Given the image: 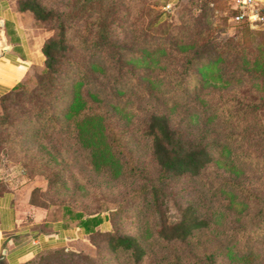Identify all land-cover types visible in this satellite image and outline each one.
I'll return each mask as SVG.
<instances>
[{"label":"trees","instance_id":"trees-1","mask_svg":"<svg viewBox=\"0 0 264 264\" xmlns=\"http://www.w3.org/2000/svg\"><path fill=\"white\" fill-rule=\"evenodd\" d=\"M122 3L71 0L66 4L69 11L61 14L42 0H18L21 11L57 29L43 43L44 65L33 85L27 86L28 75L0 95L1 102L13 99L22 106L16 121L19 140L37 149L29 160L22 157L29 176L44 175L47 189L58 191L67 184L65 162L82 158L97 172L111 177L130 173L140 182L106 215L63 205L61 226L78 227L101 239L97 256L56 248L22 264H264V201L260 204L257 192L233 181L207 182L202 176L209 166L227 162L220 159L225 151L232 152L228 139L219 141V100H209L204 86L231 80L224 76H242L250 70L249 59L242 50L232 51L225 63L214 45L191 39L178 45V55L157 60L152 54L158 50L149 48L154 35L145 30L137 39L148 46L126 48L111 34L113 22L125 13ZM79 14L86 24L78 47L67 40L65 23ZM169 59L179 66L177 72L168 67ZM155 61L157 67L152 68ZM253 66L264 70L256 61ZM207 76L211 79H204ZM230 99L236 112L225 116L228 123L241 108H258L238 97ZM7 117L4 113L3 120ZM238 137L263 140L264 128L249 127L233 138ZM34 161L38 165L30 167ZM181 178L200 179L194 199L182 200L183 190L175 188ZM219 195L227 198L223 208ZM127 212L140 226L136 233L116 226ZM106 219L112 221L111 228L97 229Z\"/></svg>","mask_w":264,"mask_h":264},{"label":"rangeland","instance_id":"rangeland-1","mask_svg":"<svg viewBox=\"0 0 264 264\" xmlns=\"http://www.w3.org/2000/svg\"><path fill=\"white\" fill-rule=\"evenodd\" d=\"M8 1L19 8L18 0ZM42 1L48 7L65 14L69 11V5L66 4L71 0ZM121 1H123L121 7L125 13L121 11V16L119 12L120 16L113 22L111 34L113 40L124 44L126 48H139V44H146L137 39L140 32L145 30L146 33L154 35L153 43H149L151 45L149 48L151 52L158 50L152 54V57L157 60L161 56L173 58V56L178 55V45L191 39L214 45L219 53L226 57L225 63L231 61L233 52L240 54L241 50L244 51L250 62L248 72H242V76H224V79L231 80H221L219 84L211 80V82L216 83V86L210 84L204 86L205 96H208L209 100L213 102L219 100V141L223 143L228 139V148L232 152L225 151L220 159H226L227 162L225 164L220 162L219 166H209L202 176L207 182L219 179V183L228 180L242 185L244 189L257 192L262 199L260 200V204H262L264 201V139L233 137L243 130H248L249 127L264 128V99L260 100L258 97L261 95L264 98V70H262L263 67L256 69L253 66L254 61L264 65V23L234 22L231 20V17L237 12L233 0ZM256 3L260 11L264 12V2L256 0ZM31 15L32 46L37 51L39 64L31 69L30 76L27 78L29 79L27 81L28 87L33 85L32 81L36 79L38 72L43 68L44 55L41 51L43 43L57 30L53 28L52 22L39 21L32 13ZM92 15L93 18L94 14ZM78 17L77 20L66 21L65 26L67 40L70 44L79 47L78 35L84 33L86 17L83 14H79ZM89 18L91 19V17ZM156 19L159 22L153 25L152 23ZM160 49H163L165 53H161ZM157 62H150L152 68L156 66ZM176 64L169 59L168 67L173 68L175 72L179 70V66ZM204 79L211 78L207 76ZM247 88L249 90L244 91ZM232 97L257 104L258 108L256 110L241 108L235 117L233 116L232 122H225L223 119L226 115L236 112L235 105L230 99ZM142 105L148 106L145 102ZM144 106L139 108L138 112L145 109ZM20 109L22 106L17 100L12 99L8 102H1L0 100V181L2 182L8 177L12 178V182L15 184L20 182L31 184L33 187L31 201L46 208L52 220L60 219L64 204L69 205L74 211L80 209L85 212L102 211L106 215L127 199V191L130 190L131 192L130 188L140 185V182L137 181L139 177L136 175L126 173L120 177H111L108 174L93 170L84 163L82 158H79V161L76 160V163L69 158L65 162V165L69 167V170L65 171L67 179L65 188L58 191L48 190L47 179L44 175L29 176L28 168L23 166L22 157L29 160L37 153V149L32 147L33 145L31 147L24 145L19 140V129L16 121L18 120L17 112ZM4 113H8L5 121L3 120ZM139 114L137 113L136 116ZM258 131L259 134L260 130ZM25 149L26 156H24ZM138 153H143L142 149H139ZM147 157L148 155L145 158ZM36 163V161L30 162L29 166L35 167L38 165ZM70 173L73 174V177L70 176ZM193 181L189 178H181L175 182V188L183 190L181 192L183 201L194 199L198 194L197 191L201 189L200 179ZM226 202L227 198L224 199L219 195V208H223ZM259 207H253V212H256ZM240 208L241 206L237 205L235 209ZM131 217V213L127 212L123 218L116 222V226L125 232L136 233L140 226L138 227L137 222L131 221ZM248 221L251 224L254 220L252 218ZM146 223H148L147 227L150 228L153 220L150 218V221ZM111 226L112 221L106 219L97 229L107 231ZM77 230V227L64 228L66 242L57 248H66L92 257L97 256L98 252L100 253L99 245H101L102 240L81 231L79 233ZM221 237L223 238V235ZM40 255L38 254L32 261H36Z\"/></svg>","mask_w":264,"mask_h":264},{"label":"crops","instance_id":"crops-1","mask_svg":"<svg viewBox=\"0 0 264 264\" xmlns=\"http://www.w3.org/2000/svg\"><path fill=\"white\" fill-rule=\"evenodd\" d=\"M31 20L30 11L0 0V95L39 64L32 46ZM0 185V264H22L65 244L61 220H52L46 208L31 201V184H15L7 177Z\"/></svg>","mask_w":264,"mask_h":264},{"label":"built area","instance_id":"built-area-1","mask_svg":"<svg viewBox=\"0 0 264 264\" xmlns=\"http://www.w3.org/2000/svg\"><path fill=\"white\" fill-rule=\"evenodd\" d=\"M237 12L231 17L234 22H262L264 23V12L257 7L256 0H233Z\"/></svg>","mask_w":264,"mask_h":264}]
</instances>
